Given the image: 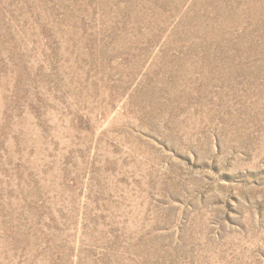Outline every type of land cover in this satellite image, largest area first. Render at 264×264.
<instances>
[{
    "label": "rangeland",
    "instance_id": "374dc122",
    "mask_svg": "<svg viewBox=\"0 0 264 264\" xmlns=\"http://www.w3.org/2000/svg\"><path fill=\"white\" fill-rule=\"evenodd\" d=\"M0 264H264V0H0Z\"/></svg>",
    "mask_w": 264,
    "mask_h": 264
}]
</instances>
